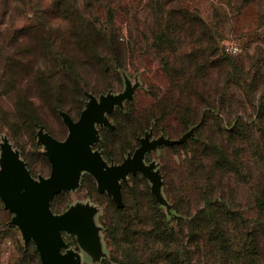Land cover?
Segmentation results:
<instances>
[{"label": "trees", "instance_id": "1", "mask_svg": "<svg viewBox=\"0 0 264 264\" xmlns=\"http://www.w3.org/2000/svg\"><path fill=\"white\" fill-rule=\"evenodd\" d=\"M48 1L45 4L44 0H0V37L4 38L0 55L4 67L20 66L27 26L17 27V22L27 17L29 9L34 14L31 23L42 30L43 44L49 38L55 43L56 33L60 42L67 36L74 45L92 51L98 67L104 63L108 67L110 59L118 58L120 46L114 37L113 21L107 31L99 26L94 14L96 3L107 8L110 0ZM149 1L152 24L148 32L153 46L159 52H174L175 45L191 46L177 59L181 66L188 67L179 71L172 68L173 81L180 82V76L191 73L200 79L198 87L180 82L177 89L185 100L171 104V110L186 127L197 124L201 111L207 110L196 139L174 146L195 181L197 196L190 198L177 185L166 182V194L176 213L174 219L167 220L147 187L136 194L124 185L123 206H114L106 223V234L114 247L113 262L264 264L263 67L249 54L237 61L224 58L223 51L219 54L218 43L224 28L205 20L197 9L182 4L193 0ZM249 4L257 11V26L249 32V39L264 44V0H237L234 10L239 12ZM111 17L110 12L107 18ZM211 56L231 66L207 67ZM17 90L10 86L9 92L16 101L24 98ZM245 104L250 115L239 112ZM115 120L117 129L109 133L111 141L104 137L109 144L124 142L128 136L123 132L127 119ZM144 128L141 121L136 132ZM23 263L26 261L19 264Z\"/></svg>", "mask_w": 264, "mask_h": 264}, {"label": "rangeland", "instance_id": "2", "mask_svg": "<svg viewBox=\"0 0 264 264\" xmlns=\"http://www.w3.org/2000/svg\"><path fill=\"white\" fill-rule=\"evenodd\" d=\"M236 1L193 0V3L183 1L182 4L197 9L205 20L224 28L218 43L219 54L224 45L234 43L242 48V52L230 56L222 52L224 58L237 61L249 54L259 61V67L264 70V44L260 40H250L248 35L257 26L256 8L249 4L237 12L234 10ZM48 2L44 0L45 4ZM149 4V0H110L107 8L95 4L94 14L99 26L108 31L110 21H113L114 37L120 46L118 58L110 59L108 67H104L105 63L103 67H98L92 51L74 45V41L67 36L60 42L61 38H56L55 33V43L53 38H49L43 44L42 30L37 24L31 23L34 14L32 10H27V17L17 22V27L27 26L20 66L4 67L0 55V156L1 144L6 141L18 153L31 177H48L51 163L44 145L39 141L38 130L42 128L45 134L64 140L68 128L61 117L62 112L77 120L90 95L99 98L107 93H121L129 87L132 89L131 96L120 107L116 106L111 113L106 114L110 125H95L98 138L91 148L98 151L109 165L119 164L132 155L140 145V138L147 133L151 134V138L177 140L191 132L181 145L196 139L206 108L201 111V120L189 127L171 110L173 102L185 100L177 89L180 82L195 87L200 84L199 77L193 73L186 74L190 76V81L185 79L186 76H180V82L173 81L172 77L175 73L172 68L179 71L188 67L186 64L181 66L177 59L190 51L191 46L188 43L175 45L174 52H159L149 40L148 28L152 24L147 9ZM110 12L111 20L108 19ZM43 26L48 28L45 24ZM3 40L0 37V44ZM230 66L226 61L220 62L216 56H211L207 67ZM11 85L18 92L21 90L23 99L16 101L12 98L9 92ZM237 97L243 98L241 94H237ZM239 109L242 113L246 111L247 115L251 113L246 104ZM115 117L127 119L123 132L128 136L124 142L109 144L104 137L111 141L109 133L117 129ZM141 121L145 128L136 132V125ZM105 143L109 145L107 148ZM103 145L105 147H101ZM175 145L179 144L157 146L144 156L145 163L155 164L161 174L159 192L165 202L161 203L154 197L151 182L141 172L130 173L125 180L120 181V191L126 185L138 194L147 187L167 220L174 219L176 213L166 194V182H171L173 187L177 185L180 192L190 198L197 196L195 181L183 162V156L177 152L178 148L174 150ZM77 205L93 208L90 219L96 229L97 253L82 246L75 234L67 232H62L66 247H62L61 251H74L78 258L77 264H116L113 262L114 247L106 234V223L113 207L117 205L109 193L98 188L95 178L86 171L80 173L74 189L62 190L50 201V209L54 214H62ZM14 216L0 198V264H19L22 260L26 264H41L34 242L29 240L25 243L20 228L12 223ZM34 250L37 254H34Z\"/></svg>", "mask_w": 264, "mask_h": 264}, {"label": "water", "instance_id": "3", "mask_svg": "<svg viewBox=\"0 0 264 264\" xmlns=\"http://www.w3.org/2000/svg\"><path fill=\"white\" fill-rule=\"evenodd\" d=\"M131 92L129 87L121 93H107L99 98L90 95L77 120L62 112L61 117L68 128L64 140L45 134L42 128L38 130L39 141L51 163L48 177H31L18 153L6 141L1 144L0 198L5 208L15 215L12 223L20 228L24 242H34L41 264L78 263L74 251H61L66 247L62 232L75 234L82 246L97 253L96 229L90 219L93 208L77 205L62 214H54L50 209L52 197L62 190L74 189L82 171L90 173L98 188L109 193L119 208L123 206L120 181L136 172H141L151 182L154 197L161 203L165 202L159 192L161 174L155 164L145 163L144 156L157 146L186 142L191 132L177 140L151 138L147 133L140 138V145L133 154L119 164L109 165L98 151L91 148L98 138L95 125L109 126L106 114L116 106L120 107Z\"/></svg>", "mask_w": 264, "mask_h": 264}, {"label": "built area", "instance_id": "4", "mask_svg": "<svg viewBox=\"0 0 264 264\" xmlns=\"http://www.w3.org/2000/svg\"><path fill=\"white\" fill-rule=\"evenodd\" d=\"M222 51L225 55H236L242 52V48L233 43L224 45Z\"/></svg>", "mask_w": 264, "mask_h": 264}]
</instances>
